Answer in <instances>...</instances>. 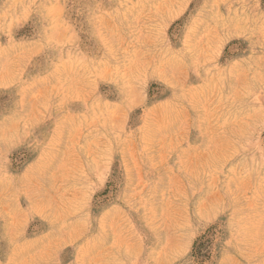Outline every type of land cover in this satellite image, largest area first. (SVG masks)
I'll return each instance as SVG.
<instances>
[{
	"label": "rangeland",
	"instance_id": "rangeland-1",
	"mask_svg": "<svg viewBox=\"0 0 264 264\" xmlns=\"http://www.w3.org/2000/svg\"><path fill=\"white\" fill-rule=\"evenodd\" d=\"M0 264H264V0H0Z\"/></svg>",
	"mask_w": 264,
	"mask_h": 264
}]
</instances>
